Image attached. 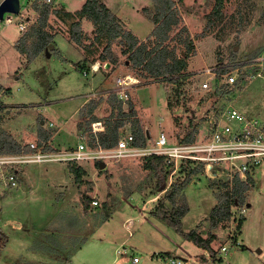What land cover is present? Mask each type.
Returning <instances> with one entry per match:
<instances>
[{"label":"rangeland","instance_id":"obj_1","mask_svg":"<svg viewBox=\"0 0 264 264\" xmlns=\"http://www.w3.org/2000/svg\"><path fill=\"white\" fill-rule=\"evenodd\" d=\"M103 1L126 21V28L140 39H145L152 31L154 23L144 7L154 13L153 0ZM176 1L182 22L173 34L176 39L171 45H177L179 53L184 49L183 43L179 42V34L182 33L180 29L184 25L188 31H183L181 37L185 39L190 34L196 46L195 53L189 57L192 60V75L180 89V86L165 81L149 82L152 78H146L147 72L144 70L136 73L128 71L126 55L121 53V45L117 41L113 43V50L121 64L107 73L110 65L97 60L90 64V71L86 74L77 68V63L86 56L91 59L100 57L106 42L95 39L94 25L86 18L81 19V45L71 36L72 22L75 20L73 13L81 8L85 0H21V10L14 13L12 22L6 23L0 19V83L4 88L11 89V92L4 89L0 93V103L3 105L0 110V131L16 133L24 139L21 140L24 144L27 140L36 143V131L43 127L50 133L51 142L54 134L64 128L65 123L62 121L80 101L81 85L87 84L88 80H104L105 85L103 82L94 85L91 96L98 99L90 101L97 104L94 112L99 109L104 118L112 116L113 104L108 101V106L105 100H109L113 91L111 88H114L113 78L117 73L136 76L137 82L129 87V97L133 100L136 116L144 123L146 133L152 131V136L148 137V146L152 138L162 130L169 135V144H179V139L189 129L190 117L198 126L197 135L201 137L207 127V108L227 97L229 101L233 100L243 114L252 117V113L264 119V67L253 64L264 53V0H225L221 21L212 26H208L207 14L213 9L216 0H183V5L181 1ZM45 4L50 6L45 28L49 43L37 56L29 59L27 54L17 49V45L23 44L22 39L26 38L27 48L32 49L33 41L38 37L39 19ZM20 23L24 28L20 27ZM98 63L99 68H94ZM224 66L228 69L240 67L239 79L235 84L228 85L224 79L208 74L206 70ZM257 70L262 75L253 77L251 74ZM206 80L210 86L203 88L202 84ZM217 83L225 85L226 93L209 96ZM108 89L111 91L106 92ZM179 92L187 93L186 98L192 107L189 113H183L181 107H175L174 110L169 108V101L175 102ZM207 96L208 99L204 101ZM128 106L129 103L125 101L123 107L128 109ZM42 114L57 117L59 122L49 120ZM151 115L156 122L146 124L145 117ZM90 117L82 116L79 110L77 119L84 121ZM46 120H49L48 123ZM29 124L30 130L37 134L35 137H32L33 132L23 129ZM65 130L59 135L61 141L65 142V146L76 145L77 139ZM78 134L79 129L75 132L76 136ZM61 150L57 148L53 151ZM142 156L90 159L80 165L86 170L81 183L76 182L70 168L72 163L68 161L29 162L23 167L17 188L3 189L0 186V193L3 190L4 195L11 197L8 206L2 205L0 214H7L17 222L20 220L24 227L22 232L29 233L26 238H20L22 240L15 246L20 251L15 264L37 263L39 259L34 260L33 250L29 248L31 243L27 241L32 235L35 239L40 232L52 226L59 219L60 213L69 215L67 218L72 220L75 218L79 222L76 229H83L85 235L91 236L94 233L72 264L84 261L95 264L97 260L109 264H131V256L135 251L140 253L141 262L138 264H147L148 259L144 254L146 248L171 250L174 254L189 258L192 264L200 262L204 249L184 239L173 227L150 213L163 196V190L156 188L155 182L150 180V172L142 167ZM102 162L105 163L103 167ZM52 166L56 167L57 173H42L45 168ZM179 168L175 176H183ZM253 177L255 185L246 192L245 201L250 202V205L247 207L245 221L241 229L235 231L238 243L230 239V234L235 230L231 219L227 225L214 227L210 218V212L218 202L219 190L215 186L219 182L218 178L212 179L203 172L193 175L183 196H180L190 207L183 218L184 230L199 227V233L205 237L209 232L216 231L214 246L223 257L220 264H264V161L254 171ZM83 192L99 200V204L93 205L88 213L82 202ZM104 202L117 209L106 222L97 225L105 215L102 209ZM167 206L171 204L168 202ZM131 218L128 227L126 222ZM11 227L12 222L5 229L13 232ZM124 245L127 246L126 251H115V248L121 249ZM222 245H227L228 250L221 251ZM100 247H103L105 253L98 259L95 251ZM41 254L35 252L34 257H40ZM206 264L214 263L210 260Z\"/></svg>","mask_w":264,"mask_h":264},{"label":"trees","instance_id":"obj_2","mask_svg":"<svg viewBox=\"0 0 264 264\" xmlns=\"http://www.w3.org/2000/svg\"><path fill=\"white\" fill-rule=\"evenodd\" d=\"M179 1H181L183 5V0ZM153 2L155 12H149L146 7H144V11L153 21L154 27L145 39H140L132 30L126 28V21L111 10L103 0H85L81 8L73 13L75 20L72 22L71 36L81 45V19L86 18L94 25L95 39L101 42L105 41L106 43L104 45V52L100 57L91 59L86 56L82 61L77 63V68L79 70H84L87 74L90 71V64L100 60L103 63L106 62L111 64L107 73L113 71L121 64L119 56L116 55L113 50V43L117 41L121 45V53L126 55V67L128 71L136 73L139 70H144L147 72L145 77L153 79V81L149 79V82L165 81L180 86L179 89L181 86H184L192 75V72L187 68L188 59L196 50L194 38L191 37L190 34H187L185 39L181 37L183 31H188L187 27L182 25L180 29L182 33L179 34V42L183 43L185 47L179 53L177 45H171V42L176 39L173 34L182 22L177 1L153 0ZM224 2L225 0H216L213 9L207 14L208 26H212L221 21L224 12ZM49 12L50 6L49 4H45L39 19L40 23L37 29L38 37L33 41L32 49L29 50L27 48L26 38L22 39L23 44L17 45V49L22 54H27L29 59L37 56L49 43L50 38L45 30L48 24ZM196 36L199 37L200 35ZM224 70L223 68L219 69L220 72ZM4 89L11 92V89L4 88L3 84L0 83V93ZM220 93H226L225 85L213 89L209 96ZM186 94V92H179L175 102L169 101V108L174 110L175 107H181L183 113L192 111ZM209 96L205 97L204 101L207 100ZM109 101L113 104L112 110L114 115L107 117L105 129L103 131H98L96 133L92 131V123L97 118L95 115L82 121L80 126H78V129L82 130L84 133V139H86L92 147L101 146L103 148H110L116 146L119 139L124 134L125 125L129 122L131 124V131L134 135V145L140 147L147 146V133L141 119L136 116V110L130 98L127 99V102H129L128 109L123 107L124 102L118 97L115 91L110 93ZM96 106L97 104L90 101L80 109V114L82 116L92 115ZM2 107L3 105L0 103V109H2ZM198 132V126L194 122V119L190 117L189 129L179 140L180 142L194 140ZM49 138L50 133L45 131L43 127H40L38 129V145L45 142L47 143L46 149L53 151L57 148L48 141L50 140ZM22 150L31 151L32 148L29 143L21 144L8 131L2 130L0 132V153H17ZM141 163L142 167L150 172V180L155 182L156 188H160L165 184V188L162 189L163 196L160 197L159 202L150 213L173 227L184 239L194 242L198 247L207 250L211 255V259L205 254H202L200 258L201 263H206L211 260L214 264H220L223 261V257L219 255V251L214 246V241L217 239L216 231L209 232V235L205 237L199 233V227L189 231H185L183 228V218L190 207L184 199H180V196H183V191L190 183L192 176L202 171V166L181 164L178 170L183 173V176L179 174L175 176V162L166 155L147 154L142 156ZM70 168L75 175L76 182L81 183L84 174H86V170L74 162L70 165ZM254 185L255 179L253 177H249L245 180L236 177L232 183L228 180H219V182H216L215 186L219 190L217 193L218 202L210 212V218L214 227H217L219 224L227 225L231 219L232 207L234 205H243L247 203L245 201L246 192ZM92 200V197H90L87 192L82 193V202L84 210L87 213L92 210ZM168 202L171 204L170 207L167 206ZM102 209L105 215L100 223L108 220L117 207L111 208L108 206V203L104 202ZM67 217H69V215L60 213L59 219H56L52 226L40 232L32 241L29 248L35 252L42 253L41 258L36 261L37 263L34 262L32 264L69 263L73 253L86 242L89 235H85L83 229H76V224L79 222H77L75 218L72 220ZM244 221L245 217H242L239 220L237 229H241ZM66 226H70L73 229H68ZM0 235L4 238L5 243L6 235L2 233H0Z\"/></svg>","mask_w":264,"mask_h":264},{"label":"built area","instance_id":"obj_3","mask_svg":"<svg viewBox=\"0 0 264 264\" xmlns=\"http://www.w3.org/2000/svg\"><path fill=\"white\" fill-rule=\"evenodd\" d=\"M2 20L6 23L12 22L14 13L5 12ZM20 27L24 28V25L20 23ZM253 64L264 67V53ZM99 66L100 64L98 63L97 67L94 66V68L98 69ZM220 68L225 70L220 72ZM239 69V66L229 69L224 66L207 68L206 70L208 74L220 77V79L225 80L226 84L233 85L239 79ZM251 75L253 77L261 76L262 73L257 70L256 73ZM136 82V76L131 74H116L114 76V91L123 102L128 99L129 87ZM221 85L217 83L215 88H220ZM202 86L203 88H208L210 86L209 81H204ZM226 99L214 106L211 104L207 108L209 111L208 115H206L207 127L201 137L197 135L194 140L180 142L179 144H169V135L162 130L156 137L152 138L151 145L144 147L135 146L131 129L125 132L116 146L110 148L92 147L85 140L84 142H79L72 149L55 152L47 150V143L45 142L38 145L37 142L29 141L28 143L32 148L31 151L22 150L17 153H0V186L5 189L17 188L20 184L19 180L23 167L29 162L63 160L83 165L90 159L103 157L122 158L140 154L166 155L169 159L174 160L175 171L181 164L190 166L201 165V172L208 177L228 180L231 183L236 177L242 180L253 177L254 171L264 161V119L243 114L236 107L233 100L229 101L228 97ZM50 125H53V123H50ZM103 128L101 121L92 123V131L95 133ZM92 199L93 205L99 204V200L96 197ZM248 206V203H246L232 207L231 221L235 224V230L231 231V242L238 243V236L235 231L238 230L239 220L246 216ZM220 250L227 251L228 246L222 245ZM203 254L211 259V255L207 250ZM154 259H157L159 264H192L189 258L172 252H158L155 254ZM132 261L133 263H139L140 256L133 255ZM206 263L197 262V264Z\"/></svg>","mask_w":264,"mask_h":264},{"label":"crops","instance_id":"obj_4","mask_svg":"<svg viewBox=\"0 0 264 264\" xmlns=\"http://www.w3.org/2000/svg\"><path fill=\"white\" fill-rule=\"evenodd\" d=\"M188 70L190 71L191 69H192V60H189L188 59ZM111 65V64H110ZM110 67V66H109ZM118 74V73H117ZM95 75V76H94ZM94 77H96V72L94 73ZM104 80L103 79H99V80H97V82H95V80L93 81H91V80H88V83L87 84H83V85H81L82 87H81V90H80V94H79V97H80V101H78L77 102V104L75 105V108L72 110V112L68 115V117L67 118H65L63 121H62V123H65V126H64V128H62V129H60L59 131H57L55 134H54V136L52 137V139H51V143H53L54 144V146L56 147V148H59V149H62V150H65V149H67V148H69V147H75V146H77V144L79 143V142H84L86 139H84V133H83V131L82 130H79V134L76 136L75 135V132L76 131H78V126H80V124L82 123V121H83V119H80V120H78L77 119V116H78V112H79V110H80V108L82 107V106H84L86 103H88V101H90L91 99H98V97L96 98V97H92L93 96V92H92V90H93V87H94V85L95 84H100L101 82H103ZM104 83V85H105V82H103ZM137 87V86H136ZM111 90H115L114 88L112 89L111 88ZM111 90H106V92L107 91H111ZM136 92V91H135ZM130 91H129V89H128V98H130L129 97V95H130ZM92 95V96H91ZM100 97H102V96H100ZM99 97V98H100ZM106 99H107V97H106ZM104 100V99H103ZM102 100V101H103ZM130 100H131V102L133 103V100H132V98H130ZM109 100H105V103L106 102H108ZM129 103V102H128ZM107 104V103H106ZM45 104H43V108H45V106H44ZM108 105V104H107ZM109 106V105H108ZM133 107H134V103H133ZM1 110V109H0ZM250 114V113H249ZM42 115H45V114H42ZM93 115H95L97 118H96V120L94 121V122H98V121H101L102 122V126H104V128L103 129H101L100 131H103L104 129H105V121H106V119H107V117L106 118H104L103 117V115H102V113H101V111L98 109L96 112H94L91 116H93ZM251 116H256V114H250ZM47 118H49V120H55V122L57 123V117L56 118H53V117H50V116H48L47 114L45 115ZM59 116V115H58ZM106 116H108V114L106 115ZM60 117V116H59ZM7 119V118H6ZM46 119V118H45ZM49 120H46V123H48V121ZM142 121V120H141ZM59 122V121H58ZM144 122L146 123V124H150V122H152V123H154V122H156L154 119H153V116L151 115V116H146L145 117V119H144ZM45 123V124H46ZM142 123H143V121H142ZM45 124H44V126H45ZM144 124V123H143ZM49 127H51V126H49ZM25 131H31L30 130V124L28 125V127H24L23 128ZM64 129H67V130H65V131H67L68 132V134L71 136H73V137H75L76 139H77V142H76V145H71V144H69L68 146L66 145L65 146V142H62L61 141V139L59 138V135L62 133V131L64 130ZM131 129V124L128 122L126 125H125V132L127 131V130H130ZM2 131V130H1ZM0 131V132H1ZM6 131H8L9 133H11L16 139H17V141H19L21 144L23 143V141H21V140H24V139H21V138H19L17 135H16V133H14V132H12V131H9V130H6ZM31 132H33V131H31ZM36 132H38V129H37V131ZM160 132V131H159ZM34 133V132H33ZM125 134V133H124ZM124 134H123V136H124ZM37 134L36 133H34V135L32 136V137H35ZM150 135L152 136V131H150ZM32 137H28L27 139H30V138H32ZM69 138V137H68ZM83 139V140H82ZM82 140V141H81ZM30 140H27V141H25L26 143H28ZM25 143V144H26ZM24 144V143H23ZM71 145V146H70ZM70 149V148H69ZM27 167V166H26ZM54 170V171H53ZM26 172V171H25ZM54 172V173H53ZM42 173L43 174H46V173H49V174H55V173H57V171H56V167L54 166H52V167H47V168H45V171H42ZM3 188V187H2ZM4 189V188H3ZM2 192H3V190H2ZM0 193V195H1V197H0V213L2 212V210H1V207H2V205L4 204L5 206H8L7 204H8V202H9V199L11 198V197H9V196H6V195H4V193ZM248 204L250 205V202H248ZM132 220V218L128 221V222H126V226H128V227H130V224L128 225V223L130 222ZM107 221V220H106ZM105 221V222H106ZM12 222V227H11V230L13 231V232H8V230H6L5 229V227H7L8 226V224L9 223H11ZM18 223V224H17ZM101 224V223H100ZM100 224H97V225H100ZM24 229V227L21 225V222H20V220H18V222L16 221V220H14V219H11V218H9L8 217V215L7 214H5V216H3L2 214H0V233H2V234H4V235H6V241H5V243H4V238L0 235V264H15V262L17 261V257H18V255H19V253H20V251L19 250H16L15 249V246H16V244H18L19 243V241L20 240H22L23 238H26V236L27 235H29V233L27 232V231H24V232H22V230ZM15 232H17V233H15ZM94 234V233H93ZM93 234L91 235V236H88V238H87V240H86V242H85V244H82V246L80 247V248H78L74 253H73V256H72V258H71V261L69 262V263H66V264H72L73 263V260H74V258H76V257H78V256H80V252H81V250L84 248V245H86V244H88V242L90 241V238L93 236ZM90 237V238H89ZM20 238H22V239H20ZM33 239H34V236L32 235L31 236V238H29L28 239V243H32V241H33ZM127 246L126 245H124V246H122L121 247V249L120 248H115V251H118V252H120L121 250H123V251H126L127 249ZM147 250L146 251H144V254H145V256L147 257V259H148V263L147 264H159V262L157 261V259H154V256L155 255H153V254H156V253H158V252H171V250H168V251H164V250H162V249H159V250H150V248H146ZM99 251H101L100 253H99ZM104 253H105V251H103V247H100V248H98L96 251H95V254H97L98 255V259L100 258V257H102L103 255H104ZM135 254L134 255H139L140 256V253H138V251H135L134 252ZM32 254H33V258H34V260H38V259H40L41 258V256L40 257H34L35 255V252L34 251H32ZM132 257L133 256H131V260H132ZM143 258V257H142ZM132 263L131 264H138V263H133V261H131ZM140 262H141V258H140ZM139 262V263H140ZM81 264H89V263H87V262H82ZM95 264H109V263H104V262H102V261H100V260H97V261H95ZM111 264V263H110Z\"/></svg>","mask_w":264,"mask_h":264},{"label":"water","instance_id":"obj_5","mask_svg":"<svg viewBox=\"0 0 264 264\" xmlns=\"http://www.w3.org/2000/svg\"><path fill=\"white\" fill-rule=\"evenodd\" d=\"M21 10V0H2L0 2V19L3 18V15L5 12H12V13H19ZM110 63H107V66H109ZM147 137H150L149 131H147ZM105 165L104 162L101 163V166L103 167ZM165 188V184H163L160 187V190Z\"/></svg>","mask_w":264,"mask_h":264},{"label":"bare ground","instance_id":"obj_6","mask_svg":"<svg viewBox=\"0 0 264 264\" xmlns=\"http://www.w3.org/2000/svg\"><path fill=\"white\" fill-rule=\"evenodd\" d=\"M134 81V79H132Z\"/></svg>","mask_w":264,"mask_h":264}]
</instances>
